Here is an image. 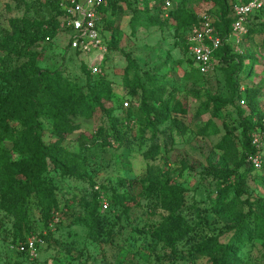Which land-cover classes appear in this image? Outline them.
Instances as JSON below:
<instances>
[{"label": "rangeland", "instance_id": "obj_1", "mask_svg": "<svg viewBox=\"0 0 264 264\" xmlns=\"http://www.w3.org/2000/svg\"><path fill=\"white\" fill-rule=\"evenodd\" d=\"M165 1L169 9L164 8ZM232 1L116 0L114 16L108 12L102 17L106 32L111 35L115 30L117 49L106 58L101 74L110 85V96L89 116L70 118L76 130L61 143L71 154L62 160L70 174L51 166L42 174L41 183L51 189L57 208L49 224L41 222L34 197L22 209L21 230L12 215L0 211V264L17 263L14 243L40 233L47 236L44 245L37 249V258L25 264H220L219 251L211 256L196 253L214 242L233 247L234 264H264V231L232 244L234 232L227 230L239 215L251 228L254 215L264 216V171L240 168L243 135L231 101V64L216 58L214 71L195 82L187 65L190 28H179L170 16L180 7L195 18L213 14L219 19ZM49 15L39 0H0V73L20 68L27 79L41 83L35 69L59 72L85 91L80 63L87 64V59L74 55L64 34L58 29L50 39L35 38ZM258 24L264 25V11ZM233 48L249 67L239 83L241 93L245 97L255 91L259 114L264 116V34L251 31ZM121 52L137 63V71L131 68L143 84L147 73L163 89L161 102H167L168 120L162 125L152 128L140 111L129 112L136 102L125 83L127 61ZM99 76L91 75V81ZM211 98L223 103L214 117ZM178 104H183V113L179 106L173 110ZM34 121L38 129L11 102L0 111V163L19 159L35 133L46 145L56 142L52 116L44 112ZM210 168L238 169L241 194L235 190L234 176L209 174ZM227 186L225 205L218 209L220 192ZM175 195L181 196V206L172 204ZM93 199L101 227L95 236L79 223L88 217ZM168 201L171 210L165 209ZM125 206L127 212L122 211ZM166 225L181 235L175 242V259L161 242L151 240L152 233Z\"/></svg>", "mask_w": 264, "mask_h": 264}, {"label": "trees", "instance_id": "obj_2", "mask_svg": "<svg viewBox=\"0 0 264 264\" xmlns=\"http://www.w3.org/2000/svg\"><path fill=\"white\" fill-rule=\"evenodd\" d=\"M39 1L48 8L50 15L48 19L42 23V27H40L35 38L38 40L50 39L59 29L63 12L56 3L45 0ZM247 1L248 0H233L231 3H227V6L225 5L224 14L219 19H214L213 14L209 15L213 17V27L222 40V45L214 53V59L217 58L221 63L231 64L229 72V85L232 91L231 101L236 107V113L240 120L242 129L241 133L243 135L242 143L244 149V161L241 163L240 168H243L248 172H259L261 170L264 171V151H262V167L259 171H254L252 167L246 163V157L254 152L251 147L250 136L258 129H264V116L259 114L256 101L257 95L254 93L255 91H250L245 94V97L241 93L239 83L242 78L247 75L249 67L243 65L244 59L242 56L236 55L233 48V38L231 37V24L233 22L231 17V5L235 2ZM106 2V7L100 8V12L103 15L111 12V15L114 16L116 0H106ZM263 11L264 7L259 13L253 15L249 19L247 35L244 38L248 37L251 31L253 33L264 34V25L258 24ZM170 16L176 21L178 27L183 29H187L188 27L191 28L198 21V18H195L193 14L187 13L180 7L171 11ZM153 24L160 25L159 22ZM102 25L103 27L105 26L103 22ZM114 33L115 30H112L107 45L108 49L112 52L117 51L113 42ZM1 47L2 44L0 43V50ZM74 55L78 56L77 54ZM122 55L127 61L125 67V83L130 89L131 95L135 97L134 102L138 104V107L136 108L132 104L128 109L129 112L135 113L140 111L152 128L162 125L168 120L167 102H161L163 89L156 87L155 79L147 75V73H143V78L146 81V84H143L141 82L142 77L134 71V69L136 71L138 70L137 63L132 60L129 55L123 53ZM187 65L195 82L201 80V77L206 76L200 74L193 67L190 57L187 59ZM214 69L213 66V71ZM80 70L85 77V91H83L82 88L77 87V85L65 81L59 72L49 73L36 71L35 69L34 75L40 78L41 83L27 79L26 73L20 68L0 73V111L8 102H11L14 107H16L23 115L25 114L26 117L36 125L37 129L39 128V125L34 120L42 113L45 112L55 120L52 131L57 137L55 143L46 145L43 143L41 135L35 133L31 144L24 150V154L22 152L20 153L19 159L13 161L8 158L0 163V211L12 215L14 218V224L19 230L25 227L23 226L25 222V212L22 209H24L23 207L26 206L31 197L36 198L38 201L42 213L40 219L44 226H47L54 217L57 208L51 200V189H47L41 183L42 174L46 172L48 166L59 170L64 175L70 174L62 160L71 156V154L61 147V143L65 137L76 130V127L70 118L72 116H89L95 108H102L103 101H106V98L110 96V85L103 75H94L99 77L92 82V74L87 70V67L83 63H80ZM209 101L214 105L212 112V116L214 117L222 108L223 103L214 98L209 99ZM240 101L244 102V106L240 105ZM152 103L158 105H153ZM245 104H247V108L245 107ZM178 106L179 112L183 113V104L175 105L173 110L176 111ZM206 108L208 107L206 106ZM57 114H60L61 117H58ZM153 156L154 153L147 158L151 159ZM206 172L209 174L217 173L225 178L234 176L235 190L239 195L241 194L242 179L239 176L238 169L228 171L225 169L215 170L210 168ZM227 190L228 186L220 192V197L217 202L218 209L225 205L223 200ZM116 196L117 195H113L111 200H115ZM181 200L182 198L180 195H175L172 204H176L177 207L181 206ZM116 203L119 202L116 200ZM89 206L88 217L79 219V223H82L88 229L90 235L95 236L101 228L97 213L98 202L93 199L89 203ZM164 206L166 210H171L170 201L166 202V205ZM122 211L127 212V206L123 207ZM254 221V226L251 228L250 225L244 221V217L241 215L237 216L236 223L229 226L227 229L234 232L230 243L238 244L239 240L244 236L246 238H250L253 235L258 237L261 236L263 233L262 231H264V216L260 217L259 215H254ZM37 237L44 240L47 238V236L42 233L38 234ZM179 237H181V235L174 229V227L166 225L165 227L160 226L156 229L151 235V240L155 243L161 242L163 246L170 250L172 258L175 259V242ZM24 241L26 240H17L14 243L15 248L19 243ZM216 251L221 252L223 255L222 259L219 261L220 264H234L235 259L233 255V247L229 245L221 246L217 242H214L211 245L203 246L201 249H198L196 253L200 256H211L212 253ZM15 253L20 260L14 264H25L24 262L28 261L26 255L20 254L16 250Z\"/></svg>", "mask_w": 264, "mask_h": 264}, {"label": "built area", "instance_id": "obj_3", "mask_svg": "<svg viewBox=\"0 0 264 264\" xmlns=\"http://www.w3.org/2000/svg\"><path fill=\"white\" fill-rule=\"evenodd\" d=\"M59 5L63 12L60 20L59 31L67 40L71 51L79 58H86L83 63L92 75H101L106 58L112 52L108 49L110 40L109 32L102 25L103 14L100 8L107 5L106 0H45ZM170 4L165 1L164 8L169 9ZM264 7V0H248L247 2H235L231 5V37L234 45H238L247 35L249 19L259 13ZM213 19L204 14L198 18L188 34L189 57L193 67L202 75L213 71L214 53L222 45L221 38L213 27ZM244 106V102L240 101ZM127 107L128 104H125ZM135 107L138 104L135 103ZM253 154L246 157V163L254 171L262 167V151L264 150V129H258L250 136ZM44 245V240L39 237H31L19 243L15 250L27 256L28 260L37 258V249Z\"/></svg>", "mask_w": 264, "mask_h": 264}]
</instances>
